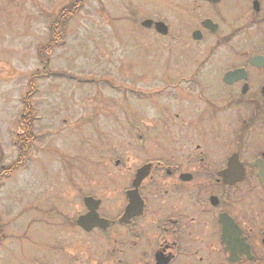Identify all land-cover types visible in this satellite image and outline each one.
<instances>
[{
	"label": "flooded vegetation",
	"instance_id": "flooded-vegetation-1",
	"mask_svg": "<svg viewBox=\"0 0 264 264\" xmlns=\"http://www.w3.org/2000/svg\"><path fill=\"white\" fill-rule=\"evenodd\" d=\"M179 2L189 40L171 33L183 47L155 88L129 87L154 110L103 160L122 200L103 185L55 198L61 207L41 213L60 236L47 264H264V0Z\"/></svg>",
	"mask_w": 264,
	"mask_h": 264
},
{
	"label": "rangeland",
	"instance_id": "rangeland-1",
	"mask_svg": "<svg viewBox=\"0 0 264 264\" xmlns=\"http://www.w3.org/2000/svg\"><path fill=\"white\" fill-rule=\"evenodd\" d=\"M71 1L0 0V166L19 161L14 138L26 92L33 116L25 164L0 179V264H47L60 236L41 213L61 207L60 194L101 196L103 185L122 200L124 181L118 172L108 177L103 160L111 146L135 142L131 129L154 110L129 87L155 88L161 64L183 47L171 35L189 40L193 17L180 0H81L63 42L44 50L49 23ZM144 19L166 22L170 35L142 26ZM127 100L149 108L132 116L125 112L139 105L127 108Z\"/></svg>",
	"mask_w": 264,
	"mask_h": 264
},
{
	"label": "trees",
	"instance_id": "trees-1",
	"mask_svg": "<svg viewBox=\"0 0 264 264\" xmlns=\"http://www.w3.org/2000/svg\"><path fill=\"white\" fill-rule=\"evenodd\" d=\"M81 6V0H72L68 5L64 6L59 12L56 20H54L50 25V39L48 45L44 47V50L51 48L52 46L59 45L63 42L65 34V21L68 20L74 13L78 11ZM41 51V50H40ZM42 53V52H41ZM40 53V55H41ZM48 74V73H45ZM33 84V80L30 81L29 85ZM31 89V87H30ZM31 92V91H30ZM29 94L26 96L25 101H28ZM32 117V112L29 104L27 103L26 114L24 122V134L20 135L17 140L18 150L20 152L19 159L22 161L26 156V150L29 146L30 140V121ZM19 165V164H17ZM9 174V169L4 168L0 170V178L6 177Z\"/></svg>",
	"mask_w": 264,
	"mask_h": 264
},
{
	"label": "water",
	"instance_id": "water-1",
	"mask_svg": "<svg viewBox=\"0 0 264 264\" xmlns=\"http://www.w3.org/2000/svg\"><path fill=\"white\" fill-rule=\"evenodd\" d=\"M154 24L155 26V29L160 32V33H166L167 32V26L161 22V21H156V22H153L152 20L150 19H145L141 22L142 25L144 26H150L151 24ZM143 168H140L138 169L137 173H136V177L134 179V183H137L138 181H140L144 176H145V173L143 172ZM87 199L88 200H92V198L90 197H86V202H87ZM89 218H93L92 214L91 213H87L86 215L84 216H81L79 219H78V223L80 225H85L86 222L89 220Z\"/></svg>",
	"mask_w": 264,
	"mask_h": 264
}]
</instances>
